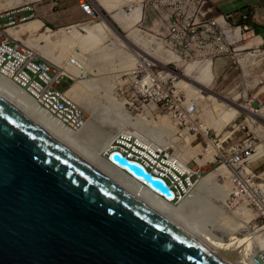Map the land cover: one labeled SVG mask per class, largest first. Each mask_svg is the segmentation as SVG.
Returning <instances> with one entry per match:
<instances>
[{
    "label": "rangeland",
    "instance_id": "rangeland-1",
    "mask_svg": "<svg viewBox=\"0 0 264 264\" xmlns=\"http://www.w3.org/2000/svg\"><path fill=\"white\" fill-rule=\"evenodd\" d=\"M87 1L94 10L93 17H86L80 11L78 7L79 0H36L14 10H6L13 11L15 18L13 25L10 23L11 20L7 27L14 29L21 24H26L36 19L42 23L41 29L47 28L52 31L62 29L60 32H70L69 28L80 24L92 27L100 23L101 20L115 26L112 11L109 10L107 12L105 8L97 5L95 0ZM140 4L143 6L142 15L147 9L151 21L159 22L161 16L165 14L163 13L159 16L157 9L148 8L146 2H140ZM163 5L165 6V3ZM129 6L123 5L121 9L125 13H129L127 10ZM176 6L183 7V0H177ZM0 13L6 14L7 12ZM0 23L4 25V20ZM137 26L139 29L159 39L157 41L162 44L159 52L151 50L156 49L154 44L148 48H150L152 53H157V56L168 60L167 64L154 63L145 67L137 59H134L135 57L130 54L129 50L122 48L121 45L118 46V42L115 44L114 41L116 40L113 37L105 35L97 37V42L93 38H88L89 41L81 38L72 45L74 49L71 52L61 50V42L57 41L58 39L55 40L56 36L54 37V34H51L49 38L32 37L26 41L28 45L23 43L42 58L48 59L47 61L49 62V58L46 57L50 55L59 58L63 64L66 62L67 66L75 68L79 75L84 77L86 74L85 79L91 82H86L84 87H87V89L82 91V93L98 116H106L112 122V119H114L112 110H114L117 117L121 116L124 118L117 126L123 132L131 133V136H129L131 137L130 141L129 139L126 140V136L117 135L112 141L111 148L114 147L120 150L124 145L126 147L125 151L132 153L135 157L136 154L132 151L140 152L141 150L138 147L134 149L131 146L132 142L139 144L137 136H142L143 141H146L144 143L151 148L154 145L152 138L159 136L157 139L162 138L160 139L162 142H168L167 144H169L168 149L159 152L164 158L167 159L168 156L173 155L176 149H181L180 151L185 152L187 156L186 165L190 170H195V174L180 175L181 180H184L186 185V187L177 186L176 189L179 190L180 196L184 197L186 190L189 193L193 192L196 188L195 185L200 179H205L217 172L216 169L222 166L228 169L229 174H231L230 179L233 174L231 168L242 166L239 171L245 170L248 172L246 173L247 175L252 176L254 189L256 188V192L263 202L260 205L263 209L264 43L255 38L256 35L250 38H242L240 36L239 39H235L234 49L232 50V46L229 48V53L219 54L216 52V48L211 46L202 51V53H198L199 58L196 59V56L193 58L188 52L186 53L185 44L174 45L177 49H173L172 45L168 44L167 36L158 33L156 27L148 31L141 23H138ZM119 29L117 28L119 34L126 35L127 29ZM163 37L166 39V44L163 43ZM24 38L21 39L24 40ZM148 39L151 40V36ZM88 42L95 47L88 49L89 51L79 49L80 44L85 48L89 45ZM169 54L175 55L174 58ZM177 57H179V60H177ZM208 61L211 62L209 71L213 75V81L207 88L216 96L209 95V97L204 96L202 98L198 96L197 88L194 87V84L187 79L181 78L180 74H186L188 77L190 75L189 78H194ZM50 63L54 62L51 61ZM134 69H138L139 72L134 74ZM136 75L138 77L140 75L145 76V78L141 82L136 81ZM151 75L155 76L159 81L158 87L150 86V82L153 79ZM72 79L73 83L71 84H74L75 79ZM134 82L143 83V86L137 87ZM66 85V79L63 78L59 87L61 89L67 88ZM221 98L232 100L238 105L250 106L255 112L260 111L262 112L261 118H256L249 122L244 113L238 112L231 121L222 123L221 118L225 113V108L223 106L224 101ZM134 122L137 125H133ZM253 123L254 125H252ZM133 133H136L137 136ZM124 138L125 140H123ZM221 141L224 154L219 153L220 149H215L219 154L213 155V147L219 148ZM154 146L156 147V145ZM234 146L237 149L247 146L253 152L246 157L241 156L235 159L233 156L235 152L232 149L229 150ZM258 153L261 154L257 155ZM103 155L107 156V153ZM145 156L148 157V155ZM199 161H204V164L200 165ZM215 179L217 180H215L217 185L226 184V178L223 176H218ZM235 187L236 185L232 181V184L229 185L230 192H235L237 190ZM209 196L210 200L222 207V211L218 216L221 227L231 228L233 221L237 220L239 222L241 220H238L240 215L245 217L241 222L244 221L246 224L244 223L243 227L233 231L234 238L244 237L246 234L254 233L264 226V219L262 217L256 218L259 212L248 209L244 201L237 200V198L228 202L227 200L230 196L226 200L219 199L218 201L214 195ZM234 201L236 202L234 203ZM172 204H178V201L172 202ZM256 237L253 240V245L257 243Z\"/></svg>",
    "mask_w": 264,
    "mask_h": 264
},
{
    "label": "water",
    "instance_id": "water-1",
    "mask_svg": "<svg viewBox=\"0 0 264 264\" xmlns=\"http://www.w3.org/2000/svg\"><path fill=\"white\" fill-rule=\"evenodd\" d=\"M109 158L171 196L140 166L117 153ZM0 264L246 263L154 210L0 94Z\"/></svg>",
    "mask_w": 264,
    "mask_h": 264
},
{
    "label": "bare ground",
    "instance_id": "bare-ground-1",
    "mask_svg": "<svg viewBox=\"0 0 264 264\" xmlns=\"http://www.w3.org/2000/svg\"><path fill=\"white\" fill-rule=\"evenodd\" d=\"M33 1L36 0H2L0 2V12L11 10L26 5L27 3ZM109 7L113 8L114 5L113 6L108 5L107 8L109 9ZM113 9L116 8L114 7ZM136 10L138 11V9L136 8L135 11L133 10L134 14ZM132 15L131 16L124 14L121 15L120 13L118 14L116 13L114 15V20L117 26L119 28H123L124 30L127 29L126 35L117 34L114 31L113 27L110 25V23H108L107 21L104 22L103 20H101L100 23L92 27L81 24L75 25L69 28L70 32L68 31L60 32L62 31V29L52 31L47 28L45 29L42 28L43 29L42 30L41 29L42 23L40 21L38 20L29 21L26 24H21L17 28L9 29L8 34L15 39H19L22 43L23 42L26 43V45H28L26 41H28L32 37L49 38L51 34L52 35L54 34V37L56 36L55 37L56 39L54 37L53 38L55 40L58 39L57 41L61 42V50L63 51L65 50L66 52H71V50L74 49L73 48L74 46L72 45H74V43L80 40L81 38L83 39L85 38L86 39V40L84 39L85 41L87 40L89 41L88 38H93V40L96 41L97 37L105 35L107 37H113L116 40L114 41L115 44L116 42H118L117 44L118 46L121 45L122 48L124 47L126 50H129L131 52L130 54H132V56L135 57L134 59H137L145 67L153 65L154 63L156 64L159 63L162 65L167 64L168 60L163 59L160 56H157L156 55L157 53L151 52V50L159 52V49H161L162 44L159 41H157L158 38L150 33H147L135 27L134 23H136L135 22L137 19L136 16H139V14L136 16L135 15L132 16ZM56 33L58 34L55 35ZM147 36L148 37L151 36L152 39L149 40ZM240 36L241 34L238 33L236 29V31H234V38H236L237 40L240 38ZM21 38H24V40ZM160 41L162 40L160 39ZM88 43L90 45V42ZM153 44L155 45L156 49L150 50V48L148 47ZM89 45L84 48V46L80 44L79 49L88 50L95 47L93 46V44L90 46ZM172 55L173 54H171L170 56ZM174 56L172 57L174 58ZM167 57L169 56L167 55ZM46 58H49L50 62L52 61L54 62V64L63 67L64 70L67 71L69 74H71L70 76H72V78L75 79V83L70 85L69 89L67 90V94L71 101H73L78 107L82 108V111L85 115V121L84 123H82L79 129L76 130L67 129L64 126L60 125L57 121H54L51 117L47 116L42 109H40L37 106V103L34 102L31 99V97L22 88H20V86H18L13 80L10 81L9 79L5 78L6 76L2 74H0V94L9 101H11L12 103L20 106L28 113H30L36 119V121L40 123L45 129H47L53 136L65 140L71 143L72 145L76 146L84 154H86L93 162H95L98 166L104 169L108 174H110L115 179L122 182L129 188L138 192L147 201V203L152 208H154V210L162 211L166 213L168 216L180 220L191 231L202 233L208 239V241H210L211 243H215L227 257L246 264H253L251 260V256L253 255V251H252L253 240L256 236H258L256 237L257 240L256 244H258L259 247H262L264 245V226L256 230L254 233L246 234V236L244 237L234 238L233 231H235V229H239L240 227H243L245 222L244 221L241 222V220L245 219V217L243 215H240L238 220L240 219L241 220L239 222L235 220V222L233 221L231 228L229 227L223 228L221 227L218 221L219 219L218 216L219 213H221L222 211L221 209L222 207L216 205L215 202L210 200L211 198L209 195H214L215 199L218 201L219 199L226 200L230 195L229 185L232 184V180L230 179L231 174H229V171L228 169H226L225 166L216 169L217 172H214L213 174L210 173L211 175H209L205 179H200L198 183L195 185L196 186L195 190L191 193H189V191L186 190L184 192V197L180 196L179 190L177 189L175 194L174 195L172 194L169 198L160 197L155 190H152L139 178H134L124 168H120L116 164L111 163L110 160L103 155L107 153L108 156L110 155V153L113 152L112 150L108 153L107 150L111 149L112 141L117 135L126 136L125 137L126 140L128 139L130 140L131 137L129 136H131L130 135L131 133L123 132L122 129H120L119 126H117L121 121L124 120V118L121 116L117 117V114L114 110H112L114 113V119H112V122L111 120H108L106 116H98L82 93V91H86L87 89V87H84L86 82H91V81L90 80L87 81V79H85V76L83 77L79 75L77 71H75V68H72L71 66H67L65 64L66 62H64L63 64V62L59 58H55L50 55L47 56ZM177 60H179V57H177ZM128 61L130 62V60ZM210 65L211 62L208 61L207 64H205V66L199 71L197 76H195L194 78H189L190 75L188 77L186 76V74H180L181 78L187 79L192 84H194V87L197 88L196 92L198 96L202 98H204V96L209 97V95L216 96L207 88L209 87V84L213 81V75L210 73L211 71H209ZM222 100L224 101L225 104V105L223 104L225 108L224 110L225 113L223 115L220 114L222 115L221 118L222 123H227L231 121L235 117V115L238 114V112L244 113L249 122L250 121L252 122L256 118H261L260 116L262 115V112L260 111L255 112V110H253L250 106L247 107L242 104L238 105L234 101L228 100L226 98ZM133 125H137V124L134 122ZM134 135L137 136L136 133ZM141 137L142 136H137V138L139 139L137 140V142L139 144L135 143L134 146L132 147L134 149L135 147L141 149L140 152L143 153L141 155H143L145 159L148 161L149 158L151 157L148 156L147 158L145 155H148V153L145 151L151 152L152 155H154L155 157V155L158 154L161 150H166L169 148L168 147L169 144H167L168 142L167 143L166 142L164 143V141L162 142L160 140L162 138L157 139L159 136H157V138H155V136L152 138L154 145H156V147L153 145L152 148L149 147L146 143H144L146 141L145 140L143 141ZM125 138L123 140H125ZM215 149L216 148L213 147V153H214L213 155L215 154L218 155L219 153ZM180 150L176 149V152L173 155H171L170 157L168 156L167 159L161 158V161L163 163L168 164L172 169H174L178 173V176L184 174L191 175V173L195 174V170H190L186 165L187 156L185 152H182ZM114 151L118 153L119 152L124 153V151L122 150H114ZM134 152L138 153V151H134ZM260 154L261 153H258L257 155ZM127 156L132 158L130 154ZM133 160L137 161L136 159ZM199 163L200 165H203L204 161H199ZM147 164L150 166L151 163L150 164L147 163ZM155 165L157 167L161 166L157 162L155 163ZM240 173L243 176L245 175L244 178H247V182L251 184V186L254 188V183L252 182L253 179L252 176L247 175L246 173L248 172L245 170L240 171ZM218 176L225 177L226 184L222 186L217 185L215 183L216 180L215 178ZM243 182H244L243 180L237 178L236 181L233 183H235V185L236 183H239L241 186H244ZM176 201H178V204H172V202H176ZM235 202L236 201H234V203Z\"/></svg>",
    "mask_w": 264,
    "mask_h": 264
},
{
    "label": "built area",
    "instance_id": "built-area-1",
    "mask_svg": "<svg viewBox=\"0 0 264 264\" xmlns=\"http://www.w3.org/2000/svg\"><path fill=\"white\" fill-rule=\"evenodd\" d=\"M173 2V0H171ZM187 3V10L182 6H177L173 12V17L167 20V41L172 45L173 49H177L174 45H186V53L193 57L195 53L202 52L208 47H215L217 53H223L228 50V47L234 43V38L229 31L224 29L222 23L216 20L202 21L197 24L190 21V8L193 3H201L200 0H183ZM79 8L85 15H92V9L86 1H80ZM7 19L11 21L8 15ZM2 16L0 15V18ZM13 19V18H12ZM13 23V20L10 22ZM9 22L2 25L0 23V74L5 78L14 81L21 88L25 89L32 99L55 121L67 129H79L84 123V113L73 101L70 100L66 92L58 89L63 78H68L64 69L49 65L45 61L37 57L30 49L20 42L14 41L6 34L5 27ZM177 51V50H176ZM139 71L136 69L137 74ZM136 78L138 75L135 76ZM150 82L151 87H158L159 81L155 76ZM145 76H139L138 81H143ZM137 82V87H142L143 83ZM147 85V84H146ZM145 85V86H146ZM172 86V83H171ZM148 87V86H147ZM225 140V139H224ZM222 141L219 144V153L224 154ZM233 150L234 158L246 157L252 153L250 147L243 146L230 148ZM238 151V153H236ZM221 162V160H220ZM229 164V162H227ZM249 166V164H248ZM239 169L231 168L233 171L232 181L237 178L243 180L244 186L236 183L235 192H230V197L227 200L238 198L244 201L248 209L257 210L259 215L264 219V208H261L263 203L260 196L256 193L251 184L247 182ZM264 184V182H263ZM263 210V211H262ZM257 213V212H256ZM253 255L251 260L253 264H264V245L259 247L258 244L252 246Z\"/></svg>",
    "mask_w": 264,
    "mask_h": 264
},
{
    "label": "clouds",
    "instance_id": "clouds-1",
    "mask_svg": "<svg viewBox=\"0 0 264 264\" xmlns=\"http://www.w3.org/2000/svg\"><path fill=\"white\" fill-rule=\"evenodd\" d=\"M80 1H86L89 5H90V3L87 1V0H79V2H78V7H79V3H80ZM176 1L177 0H173V2L171 1V0H152L151 1V5L154 7V8H156L157 9V11L160 13V14H163V13H165V14H163L162 15V19H163V21L165 22V34L164 35H166L167 36V20H170L172 17H173V12L177 9V6H176ZM180 1V0H179ZM201 1V3H193L192 4V7L190 8V21L191 22H193V23H195V24H197V23H199V22H202V21H208V20H216L217 22H219V23H222L223 24V26H224V29L226 30V31H229L231 34H232V36H233V38H234V30L235 29H237V31H238V33H239V31H240V28H239V26H240V21H243V20H246L247 19V16L246 15H238V16H234V15H217L216 17H213V18H208V19H204V18H201V19H199V20H197V21H195L194 20V17H195V15H199L198 14V12H199V8L202 6V5H204V0H200ZM165 3V6H164V8H162L163 7V4ZM184 3V2H183ZM173 7V8H172ZM186 10H187V3H184V6H183ZM90 8L92 9V12H94V10H93V8L91 7V5H90ZM14 9H16V8H14ZM14 9H12V10H14ZM80 9V8H79ZM130 9H131V7L129 6L128 8H127V10H128V12H130ZM2 11V10H1ZM80 11H81V9H80ZM3 12H7L6 14H1L0 13V15L2 16L1 18H0V22L2 21V20H4V23H7V22H9V20L7 19V16H5V15H8V16H10L11 17V20H15V18H14V16H13V14H14V12L12 11V12H10V11H3ZM82 12V11H81ZM83 14H84V12H82ZM85 15V14H84ZM86 17H93V13H92V15L90 16H88V15H85ZM109 18H110V16H108ZM13 18V19H12ZM111 19V18H110ZM231 21H230V20ZM14 23V22H13ZM13 23H12V25H13ZM115 27L116 28H118L119 29V27L115 24ZM10 28H8L7 26L5 27V31H6V34H7V36L9 37V38H11V39H13L14 41H17V42H20V43H22L20 40H18V39H15V38H13L11 35H9L8 34V30H9ZM243 29V28H242ZM148 31H149V29H147ZM119 31H120V29H119ZM163 35V36H164ZM167 38V37H166ZM235 39L236 38H234V42H235ZM163 43H165L166 44V39H165V37H163ZM23 45H25L24 43H22ZM235 43H233L232 45H230L229 47H228V50L226 51V52H223L224 54H227V53H229V48L231 47L232 48V50L234 49V47H233V45H234ZM26 46V45H25ZM28 49H30L35 55H37V57L38 58H40L41 60H43V61H45L46 63H48V64H51V65H54V66H57V67H60V66H58V65H56V64H54V63H50L49 61H47L46 59H44V58H42L41 56H39L38 54H36L31 48H29L28 46H26ZM198 53H202V52H197V53H195L194 54V56H193V58H195V56H196V59H198L199 58V55H197ZM223 53H219V54H223ZM193 62V61H192ZM60 68H62V67H60ZM62 69H64V68H62ZM65 71V70H64ZM66 72V74L68 75V78H64V79H66V83H67V85H66V87L67 88H63V89H61V87H59L58 86V89L60 90V91H63V92H66L67 93V90L69 89V87H70V85H71V83H73V79L71 78V74H69L67 71H65ZM136 73V69H134V74ZM85 76H86V74H85ZM136 78V77H135ZM137 79V78H136ZM136 81H138V79L136 80ZM136 85H137V82H134ZM19 86V85H18ZM21 88V87H20ZM23 89V88H22ZM26 93H27V91L25 90V89H23ZM28 94V93H27ZM29 95V94H28ZM30 96V95H29ZM31 97V96H30ZM31 99H32V97H31ZM33 100V99H32ZM34 101V100H33ZM35 102V101H34ZM37 106L40 108V109H42L38 104H37ZM81 108V107H80ZM82 109V108H81ZM43 110V109H42ZM44 111V110H43ZM45 112V111H44ZM45 114L47 115V116H49L46 112H45ZM50 117V116H49ZM53 119V118H52ZM54 120V119H53ZM55 121V120H54ZM84 121H85V115H84ZM252 125H254V123L252 124ZM256 126H259V125H256ZM207 139H208V137L207 136H205ZM130 141V140H129ZM134 142H132L131 143V146H134ZM125 146L123 145V148L121 147L120 148V150H122V151H124V153H122V152H115L114 151V149L115 150H118V149H116V148H111L110 150H113V152L112 153H110V155L111 154H113V153H117L119 156H121V157H123V158H125L128 162H131V163H134V164H136V165H138V166H140L142 169H143V171L145 172V173H147V174H149L150 175V177H152V178H154V179H158V180H160L167 188H168V191L171 193V195L173 194H175V192H176V188H177V186H183V187H186V185H185V182H184V180L182 181L181 180V177L180 176H178V173L174 170V169H172L168 164H166V163H163L162 161H161V158H164V156L163 155H161L160 153L159 154H156L155 155V157H154V155H152V153L151 152H148V151H145V152H147L148 153V156H150L151 158H149V161L148 160H146L145 159V157L143 156V155H141V152H138V153H135L134 151H132L133 153H135L136 155H135V157L132 155V153H130V152H126L125 151ZM110 150H107L108 151V153L110 152ZM128 150H130L129 148H128ZM216 150H219L218 148H216ZM140 153V154H139ZM131 155V157L132 158H130V157H128L127 155ZM110 155H108V156H105L107 159H109L110 160ZM153 156V157H152ZM148 158V157H147ZM133 159H136L137 161H135V160H133ZM110 162L111 163H114V162H112L111 160H110ZM145 162H147V163H151L150 164V166L147 164V163H145ZM159 163L161 166L160 167H157L156 165H155V163ZM145 163V164H144ZM220 163V162H219ZM115 164V163H114ZM145 165H148V166H145ZM249 166H250V164H249ZM119 167V166H118ZM120 168H122V167H120ZM250 169V168H249ZM126 170V169H125ZM127 171V170H126ZM155 171V172H154ZM128 172V171H127ZM131 174V173H130ZM132 175V174H131ZM133 176V175H132ZM134 177V176H133ZM134 178H136V177H134ZM142 181V180H141ZM263 182V181H262ZM146 184V183H145ZM153 190V189H152ZM157 192V191H156ZM157 194L160 196V197H164L163 195H161V194H159L158 192H157ZM164 198H166V197H164Z\"/></svg>",
    "mask_w": 264,
    "mask_h": 264
},
{
    "label": "crops",
    "instance_id": "crops-1",
    "mask_svg": "<svg viewBox=\"0 0 264 264\" xmlns=\"http://www.w3.org/2000/svg\"><path fill=\"white\" fill-rule=\"evenodd\" d=\"M95 1L97 2V5L105 8L107 12L109 10L113 12V20H114V15L116 13L117 14L120 13L121 15L122 14L129 15V16H131L132 14H133L132 16L134 15L136 16L139 14V16H136L137 17L135 21L136 23H134L135 27L138 28L137 24L141 23L144 26V28L152 29L153 27H156L158 33L165 34V22L163 21L162 18L161 20H159V22H156L155 20L151 21L149 19L147 9H145L142 15L143 6H141L140 2L141 3L146 2L148 8H154L150 4L152 0H95ZM106 3L109 6L114 5L116 9H113L114 7L113 8L109 7L108 9L107 8L108 5ZM125 4L130 5L131 7V11L129 13H125L120 7ZM135 8L138 9V11L136 10V12L139 13L136 12L135 14L133 13L135 11ZM162 8H164V5ZM158 14L160 16L159 12ZM198 14L199 15H195L194 17L195 21L201 18L204 19L213 18L220 14L234 15V16L246 15L247 19L240 21L239 28L240 27L241 28L239 33L241 34V37L250 38L256 35L255 38H257L261 43H264V0H204V5H202L199 8ZM36 20H32V21H36ZM234 31H236V29Z\"/></svg>",
    "mask_w": 264,
    "mask_h": 264
}]
</instances>
